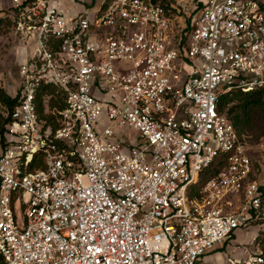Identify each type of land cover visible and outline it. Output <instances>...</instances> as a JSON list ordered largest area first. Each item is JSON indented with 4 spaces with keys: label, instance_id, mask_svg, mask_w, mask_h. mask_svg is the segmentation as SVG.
Listing matches in <instances>:
<instances>
[{
    "label": "built area",
    "instance_id": "2783aa9c",
    "mask_svg": "<svg viewBox=\"0 0 264 264\" xmlns=\"http://www.w3.org/2000/svg\"><path fill=\"white\" fill-rule=\"evenodd\" d=\"M7 1L28 49L0 107V264H196L263 219L219 107L264 89L263 3Z\"/></svg>",
    "mask_w": 264,
    "mask_h": 264
},
{
    "label": "rangeland",
    "instance_id": "374dc122",
    "mask_svg": "<svg viewBox=\"0 0 264 264\" xmlns=\"http://www.w3.org/2000/svg\"><path fill=\"white\" fill-rule=\"evenodd\" d=\"M258 1L264 4V0ZM7 2V0H0L3 7H7ZM72 8L79 9L76 5H72ZM18 42L8 25H0V89L8 96H14L17 90L19 82L18 64L21 56L28 49L21 46ZM233 105L234 103H228L223 107L222 112L227 114L228 109ZM239 133L249 147V154L252 159V170L249 180L255 181L259 185H264V155L259 147L260 143L264 141V113L259 109L253 110L249 115L246 127ZM214 169L216 168L214 167ZM212 170L204 175L203 178L211 174ZM238 245H245L247 249L253 252L260 250L264 256V217L257 222L254 228L246 233L238 231L237 238L217 245L213 252L196 264H226L228 258L239 259L241 251L237 250Z\"/></svg>",
    "mask_w": 264,
    "mask_h": 264
},
{
    "label": "trees",
    "instance_id": "16d2710c",
    "mask_svg": "<svg viewBox=\"0 0 264 264\" xmlns=\"http://www.w3.org/2000/svg\"><path fill=\"white\" fill-rule=\"evenodd\" d=\"M2 24L9 26L7 20L0 19V25ZM16 101L17 97L8 96L2 89H0L1 109H3L7 113H11L13 107L16 104ZM228 103H234V105L230 109H228L227 114H225L228 120L231 122L239 138L244 140L240 137L239 132L244 127H246L250 113L255 109H259L264 113V89L253 90L249 92L231 91L225 95H221L219 98V107L221 112L223 107ZM1 122L2 118L0 117V128L2 127ZM214 167L215 166H212L203 174L204 177V175H206L213 169L211 174L206 176V178L202 177L200 183L217 173V166L215 167L216 169H214Z\"/></svg>",
    "mask_w": 264,
    "mask_h": 264
}]
</instances>
